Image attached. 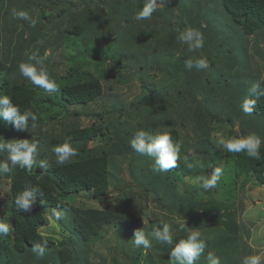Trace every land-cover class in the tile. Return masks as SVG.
<instances>
[{"label":"trees","instance_id":"1","mask_svg":"<svg viewBox=\"0 0 264 264\" xmlns=\"http://www.w3.org/2000/svg\"><path fill=\"white\" fill-rule=\"evenodd\" d=\"M80 1L81 6L78 5L79 1L42 0L41 15L44 21L41 26L36 23L29 29L28 38H25L24 32L14 34L12 39L17 43L14 47L10 45L14 68L19 70L20 62H31L29 56L32 53L39 50L41 55L45 51L47 38L56 37V46L52 49L54 52L71 38L85 34L96 36L98 57L92 59L89 56L92 49L89 48L78 50L71 57L66 54L63 75L55 79L58 90L51 95L55 99H41L39 90L42 88L27 80L14 82L7 67L5 71L0 70V96H9L21 112H35L38 117L36 127H42L45 112L55 110V113L58 108L64 111L58 115L53 114L49 121L52 131L43 133V137L51 138L53 147L71 138V146L77 152L75 157L63 165L49 157L48 151H43L35 159L31 170L21 169L19 166L12 168L9 199L5 203L0 201V206L3 204L5 207L2 212L4 222L10 227L8 234L0 233V264H16L14 261L19 259L23 264H93L86 247L108 224H117L122 231V234L118 231L119 235L124 236L123 233L130 228L127 226L134 225L132 221H139L134 215L118 208H85L84 204L81 205L83 207H76V198L72 203L68 202L71 197L84 191H91L93 200H103L110 187L107 148L88 146L99 137L101 129L94 124H82L83 120L90 121L96 115L82 114L81 111L76 114L69 112V107L87 106L104 94L100 79L77 78L78 74H87V71L82 70L85 65L95 62L102 66L99 72H103L108 65V70H118V76L140 75L143 81L149 77L148 71L153 66L158 65L161 69L163 61L174 66V70L169 73L172 82L163 87L143 84L144 94L132 104L139 129L151 133L168 132L180 149L176 167L165 172L156 170L154 157L137 153L131 148L130 142L125 146L137 156L140 168L148 164L146 168L149 169L150 178L140 180L136 185V188L142 187L145 194L138 195L144 198L151 193L156 200H161L159 203L167 207V210L175 211L187 219L175 233L176 238L185 239L188 229L207 233L216 227H227L234 235H238L240 224L235 212L226 203L203 200V194L198 198L195 188H188L187 196L179 199L176 189L179 188L178 183L185 180L200 182L206 171H215L217 162L221 159V169L228 171L235 179L234 193L238 187L243 189L251 184L264 185V97H257L249 92L256 83L264 88V74L260 71V65L251 63L246 51L249 37L259 34L264 38V0H156L163 6H156L151 18L146 20L134 19L136 13L143 8L145 0ZM54 8L61 10L57 12V17L54 13L45 12L46 9L50 12ZM2 11L3 5L0 6V18ZM186 28L202 34L203 47L199 51L207 58V67L195 66L193 57L181 49L178 36L180 30ZM55 31L56 35L53 34ZM254 46L256 50L259 49L258 44ZM187 47L186 44V49ZM259 57L264 62V54H259ZM189 60L193 63L191 69L186 66ZM46 63L48 69L49 58ZM260 88L256 89L257 93ZM245 99L254 101L251 113L243 111ZM189 118L201 134L195 144L186 147L175 120ZM31 124L32 121L29 120L28 130H17L12 124L10 127L3 124L0 132L9 135V142L17 137L31 142L29 130L34 129ZM212 126L226 128L228 137L251 135L260 140L261 159L250 158L244 152L229 153L225 150L223 153L216 149L213 142L203 139ZM237 127L239 131H236ZM117 129L119 131L115 136L117 142H121L127 132L120 131L118 127ZM185 156L189 157L190 162L193 159L199 160L200 166L189 168L183 160ZM41 162L45 164L44 168L39 167ZM240 179L242 183L238 182ZM189 185L195 187L197 182H189ZM215 187L211 190L214 189V193L218 194ZM26 188L29 191L32 188L39 189L32 197L30 212L19 209L15 202L17 195ZM198 190L200 192V188ZM223 191L222 188L219 197L224 201L230 192ZM53 209L61 212L59 224L66 233L58 244L57 236H45L40 230L48 224L46 213ZM154 225L162 227L163 224L152 222L151 230ZM45 237L48 244L41 256L34 247L42 244ZM237 241L223 238L218 247L224 248L225 252L218 255L219 264H223L220 257L227 254ZM172 247L166 244L164 248L170 253ZM237 247L238 245L236 249ZM142 251H139L140 256ZM239 255L230 264H242L245 254ZM204 257L205 255L201 258ZM113 263L121 264L117 260ZM147 263L153 264L152 254H147Z\"/></svg>","mask_w":264,"mask_h":264},{"label":"rangeland","instance_id":"2","mask_svg":"<svg viewBox=\"0 0 264 264\" xmlns=\"http://www.w3.org/2000/svg\"><path fill=\"white\" fill-rule=\"evenodd\" d=\"M63 1V0H59ZM73 3L78 2V5L82 3L80 0H69ZM3 5V11L0 18V70L5 71L4 69L9 68L8 73L12 76L14 82H22L27 80L22 77L19 73V70L14 68V60L12 57L13 51L10 45L17 43L13 38L14 34L25 33V38L30 37L29 29L33 25L28 20L19 18L15 13L19 11H27L31 17L37 23V26H41L43 22L42 18V0H0V6ZM157 7H162L163 4L156 1ZM81 10V9H80ZM61 11L60 9L54 8L49 12L48 9L45 10L46 13L55 14L57 17V12ZM50 19V21H52ZM47 22V21H45ZM35 23V25H36ZM205 25V23L203 24ZM178 30V29H177ZM184 29L180 30L183 31ZM153 33V31H151ZM54 35L57 34V31L53 32ZM65 35V34H64ZM62 35V37H65ZM250 40L247 43V52L251 58V63L260 65V71L264 74V62L260 60L259 54H264V38L259 34L249 37ZM152 39V36H150ZM55 38H47V45L45 51L41 53L43 55L48 51L49 55V66L48 72L52 79H56L59 76L63 75L62 68L63 62L67 57L66 54L71 57L77 54L78 50L85 48L92 49V52L89 56L93 59L98 57L97 54V42L96 36L92 34H85L79 37H74L69 39L64 43L63 46H60L54 52L52 49L55 48ZM180 47L185 51V54L192 56L194 60L196 58L203 56L202 52L199 50L195 52H189L188 47L186 49V43L179 41ZM258 44L259 49L256 50L254 45ZM186 49V50H185ZM25 53V52H24ZM26 54V53H25ZM169 56V55H168ZM167 56V57H168ZM178 55H176L177 57ZM255 58L257 59L255 61ZM82 62V61H80ZM108 63V62H107ZM45 61V65H46ZM127 65H130L127 62ZM102 66L98 65L95 62L92 65H85L82 70L87 71L86 75L78 74L77 78L79 80H86L89 77L100 79L104 86V94L97 101L87 105V106H76L69 107V112L71 114H76L81 111L82 114H92L96 115L92 120H83V126H91L94 124L96 127L101 129V134L97 139H94L88 145L92 148H107L106 154L109 158V181L110 187L107 194V197L103 200H93V194L91 191H84L77 194L75 197H71L69 203L73 202L75 199L76 203L74 206L83 207L81 205H86L85 208H118L122 211L129 212L130 214L137 217L140 221H132L134 225H130L127 232L123 233L124 236H120L118 231L122 234L120 227L117 224H108L98 235L95 237L86 247V250L89 251L91 260L93 264H114L113 261L117 260L121 264H137V261H140L139 264H148L147 263V254H152L153 264H171V251L167 253L164 248L166 243H161L156 239L149 237L151 241V247L145 249L143 246L137 247L133 242L134 233L136 230L143 229V231L148 234L152 230L150 229L152 222H161L162 224H168L173 235L172 248L181 240L176 238L175 233L183 227L186 223V218L176 213L167 210L162 206V203H159L161 200H156L153 194H148L147 197H140L138 193L145 194L142 187L136 188V185L139 184L140 180H147L150 178L149 169L147 165H144L143 168H140L137 165L136 158L133 153L126 148L125 146L131 142V139L134 137L136 131L140 130L137 127L138 118L135 111L132 108L133 102L141 97L144 94L143 84H154L159 87H163L173 81L171 73L174 70V66L167 64L164 61L161 63V69L158 65L153 66L149 71L147 79L142 80L140 75L126 74L125 77L118 76V70L110 71L108 70V65L105 66L103 72H99ZM164 71H166L164 73ZM66 73V67H65ZM108 76V77H107ZM28 81V80H27ZM30 84L31 82L28 81ZM57 84V83H56ZM40 98L49 100L55 99L51 96L55 94L54 92H47L43 88L39 90ZM190 103V102H188ZM57 109V108H56ZM47 111L43 114V123L42 127H35L32 130H29V134L32 137L31 142L37 143V152L35 154L34 160L38 157L43 151H48L47 154L49 157H53L56 161V156L52 151L53 145L51 143V138L47 139L43 137V133L52 131V125L49 124L50 119L53 117V114L58 115V113H64V111L57 109V112ZM188 118V117H187ZM176 128L180 132L182 137V142L187 146L195 144L200 138L198 131L193 126L192 119H177ZM5 124L6 127H10L11 123L4 120L3 117H0V131L2 125ZM126 131L127 134L121 139V142H117L115 134L117 131ZM236 131H239V127L236 128ZM23 134V132H22ZM48 134V133H47ZM226 135V128H219L218 126H212L209 128L206 135L203 136V139H208L211 143L213 142L216 149H219L225 153V149H222L217 143L218 138ZM9 135L0 132V141L9 142ZM17 139H22L17 137ZM116 144V145H115ZM123 147V148H118ZM118 148V149H117ZM7 152H0V162L6 161ZM223 155V154H222ZM222 160H218V165L215 169L220 170L219 178L216 182L217 193H214V189L211 190H202L200 187L202 179L199 180H190L189 182L193 184L197 182L195 187H191L188 181L178 183L179 188L176 189V194L179 199H183L187 196L188 188L197 189L196 197L203 200H217L220 202L226 203L236 214L237 222L240 224V232L238 235H234L232 231H229L227 227H216L212 228L207 233H201L202 237L205 239L206 247L204 251L200 254L199 259L195 264H208L207 256L211 252L216 258L220 253H224L225 249L218 247L222 243L224 237H227L228 240L232 241L237 239V243H234L232 249L227 254L222 255L220 258L223 264H230L231 260L237 258V255L240 253L245 254L246 256L257 255L259 256V264H264V185L254 186L249 185L240 189L237 188L236 193H234V177L228 171H223L221 169ZM11 167V165H10ZM12 169L10 172L0 173V201L7 202L10 194V182L12 176ZM211 171H206L204 177L211 176ZM245 180V179H244ZM239 183L243 182L242 179L238 181ZM230 192L229 197L226 200H221L219 194L222 192ZM192 191V190H190ZM210 191V192H207ZM204 193H207L204 195ZM226 195V194H225ZM5 207L3 204L0 206V219L3 218L2 214ZM48 218V224L44 227H41V231L45 236H57V244L62 240L63 236H66L64 233L60 220H56L52 211L46 213ZM61 235V236H59ZM68 235V233H67ZM56 244V245H57ZM55 245V246H56ZM236 245H238L236 249ZM143 250V251H142ZM142 251V256L140 252ZM240 254V255H241ZM205 255L204 258H201ZM239 255V256H240ZM244 259V258H243ZM233 260V261H234ZM228 261V263H227ZM16 264H23L21 259L15 260ZM58 264H70L69 262ZM243 264V260H242Z\"/></svg>","mask_w":264,"mask_h":264},{"label":"clouds","instance_id":"3","mask_svg":"<svg viewBox=\"0 0 264 264\" xmlns=\"http://www.w3.org/2000/svg\"><path fill=\"white\" fill-rule=\"evenodd\" d=\"M156 0H145L144 6L139 10L134 19L146 20L151 18L152 13L156 9ZM19 18L28 20L34 26L36 21L31 19L27 11H19L15 13ZM178 40L188 45L189 52H195L203 47L202 34L192 28H186L181 31ZM49 53L46 51L43 55L39 54V50L29 56L31 62H20L18 65L19 73L22 77L26 78L31 84L43 88L47 92L57 91V84L54 79L50 77L48 69L45 65ZM186 66L191 69L193 63L189 60ZM195 66L205 68L208 66L207 58L200 56L195 60ZM260 88V84L256 83L249 90L251 95L257 97H264V88H260L259 93L256 89ZM252 104L254 101L244 100L242 108L245 113L252 112ZM0 117L10 122L17 130H28L29 120L32 121L31 127H36L38 119L37 114L31 110L20 111L19 107L15 105L9 96H0ZM71 138L66 140L63 144L56 145L52 148L56 156V163L63 165L68 162L72 157L77 155L76 150L71 146ZM131 148L141 155H146L155 158V164L158 171H168L176 167V162L179 159V145L173 142L171 135L168 132L151 133L140 129L135 132L134 137L131 139ZM217 143L222 149L229 153L244 152L248 157L253 159H261L259 147L261 141L254 136H221L218 138ZM0 152H7L6 161L0 162V173L10 172L12 168L19 166L21 169L31 170L37 152V143L30 142L29 139H13L11 142L0 141ZM184 162L189 168L200 166V161L193 159L189 161V157L183 158ZM11 165V167H10ZM39 167L44 168L45 164L40 163ZM220 170L217 168L209 177H203L200 187L204 190L212 189L216 186L217 179L219 178ZM38 188H32L31 191L26 188L23 192L19 193L16 197V205L24 212H30L32 209V197L38 191ZM52 214L58 221L61 219V212L52 210ZM10 227L8 224L0 222V233L8 234ZM149 237L156 239L161 243L172 245L173 235L168 224L161 226H153L150 233L146 234L143 229L136 230L133 237V242L137 247L143 246L145 249L151 247ZM48 244V239L45 237L42 244H37L34 250L43 256L45 247ZM206 247L205 239L202 237L200 231L188 229L186 238L179 240L176 246L171 251V264H195L199 259L200 254ZM259 256L251 255L243 259V264H259ZM209 264H219V259L213 253L207 256Z\"/></svg>","mask_w":264,"mask_h":264},{"label":"water","instance_id":"4","mask_svg":"<svg viewBox=\"0 0 264 264\" xmlns=\"http://www.w3.org/2000/svg\"><path fill=\"white\" fill-rule=\"evenodd\" d=\"M39 173H41V171H39Z\"/></svg>","mask_w":264,"mask_h":264}]
</instances>
